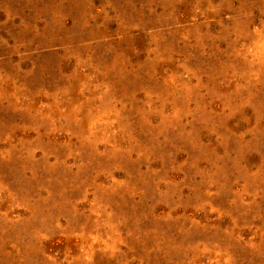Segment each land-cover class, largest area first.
<instances>
[{"label": "rangeland", "instance_id": "1", "mask_svg": "<svg viewBox=\"0 0 264 264\" xmlns=\"http://www.w3.org/2000/svg\"><path fill=\"white\" fill-rule=\"evenodd\" d=\"M0 264H264V0H0Z\"/></svg>", "mask_w": 264, "mask_h": 264}]
</instances>
